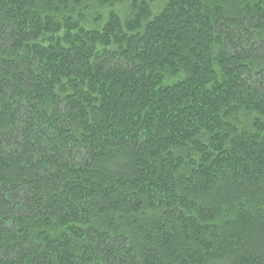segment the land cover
Instances as JSON below:
<instances>
[{"label":"trees","instance_id":"16d2710c","mask_svg":"<svg viewBox=\"0 0 264 264\" xmlns=\"http://www.w3.org/2000/svg\"><path fill=\"white\" fill-rule=\"evenodd\" d=\"M0 264H264V0H0Z\"/></svg>","mask_w":264,"mask_h":264}]
</instances>
